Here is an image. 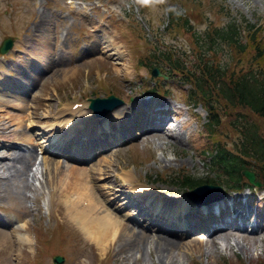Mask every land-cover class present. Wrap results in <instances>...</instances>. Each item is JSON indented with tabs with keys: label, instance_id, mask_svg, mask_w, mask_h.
Wrapping results in <instances>:
<instances>
[{
	"label": "rangeland",
	"instance_id": "obj_1",
	"mask_svg": "<svg viewBox=\"0 0 264 264\" xmlns=\"http://www.w3.org/2000/svg\"><path fill=\"white\" fill-rule=\"evenodd\" d=\"M98 1L102 7L94 9L95 0H75L72 5L75 11L69 12L64 0H0V40L1 35H18L12 54L5 58L0 56L1 68L6 67L9 58L13 61L17 59L19 49L30 50L29 47L23 48L24 44L31 46L34 53L40 52L44 45L52 46L47 62L48 71L39 76L44 75L30 96L11 92L8 95L0 91V106L5 109L0 111L5 116L0 118V136L7 138V133L13 129L15 134L9 140L13 139L15 144L31 155L24 161L28 162L27 165L16 163L11 167L15 156L20 151L21 154L24 152L0 143V154L8 158L2 159L7 162L3 161L2 165L0 160V206H3L0 210L3 220L0 224V264H54L52 258L57 254L63 256L61 264H260L264 261V224L258 233L230 229L232 235L227 239L229 245L226 248L221 237L214 245L205 244L200 239L206 240L209 233L216 231L188 235L189 238H180L178 247L170 251L166 258L159 260L154 241L156 231L137 228L128 220H123L132 231L141 230L143 238L132 241L126 233L116 232L106 248L99 250L94 243L85 239L81 228L67 215V206L76 193L66 184L69 180L63 172L69 165L76 164L61 158L55 160L49 154L42 157V152H36V144L41 142L40 135L38 129L34 127L33 131L30 124L51 123L58 114L64 117L66 104L77 99L85 101L90 96H104L110 91L122 97L125 103H131L143 94L146 87L155 85L163 99L184 101L188 85L178 78L162 79L157 76L154 80L150 79L149 71L144 66L139 67L140 59L149 60L153 46L163 50L171 47L190 66L198 51L194 44L195 34H201L208 27L223 26L228 22L229 15L240 13L251 23L256 22L257 18L261 19L257 22V26L262 27L258 37L264 44V0ZM77 5L81 9L84 7V12L77 9ZM170 8L177 20H172ZM79 13H83L85 18L79 17ZM123 13L130 18L129 22ZM185 18L191 27L184 25ZM96 28L114 39L115 49L102 44L97 32L93 31ZM113 50L120 51L112 54ZM235 51L236 48L219 42L214 54L208 55L219 64L226 62L233 69L239 65H256L251 46L242 54L241 60ZM22 56L24 58L25 53ZM150 60H155L154 55ZM141 81H144L143 84ZM165 91L168 93L164 96ZM212 97V105L221 114V125L217 126L214 138L234 148L239 134L230 126L233 113L229 107L219 108L224 105V100H219L215 95ZM147 98L154 99L155 96ZM25 102L30 105L28 112L19 114L14 110L20 116L14 118L10 115L7 105ZM122 106L126 107V104ZM236 110L237 107L234 112ZM46 114L49 117L43 118ZM183 114L180 119L184 121L181 123L183 125L173 131L177 143L164 132H151L143 138L115 145L105 152L101 158L104 160L102 172L96 169L97 163L102 160H91L84 164L88 177H91L93 194L99 206L104 204L99 209L111 210L120 218H126V214L131 213L130 209H124L126 201L122 199L123 196L115 194L120 193L118 182L126 183L125 179L130 178L120 180L118 177L126 170L135 171L128 182L138 188L140 186L141 191H161L169 197H178V193L183 192L180 179L175 178L180 173H192L198 178H215L214 181L224 182L223 178L210 172L206 165L208 158L200 155L203 148L210 149V140L203 128L208 112L202 102L196 107H189ZM89 116H93L90 111ZM80 117L85 118L82 113H79ZM251 117L264 133L262 120L257 116ZM25 141H30L31 148H26ZM248 159L245 165L260 174L259 164ZM37 165L41 166L38 172L35 171ZM10 218L23 220L27 224L24 231L30 235L29 242L23 243L17 238L12 231ZM187 241H191V245Z\"/></svg>",
	"mask_w": 264,
	"mask_h": 264
},
{
	"label": "trees",
	"instance_id": "obj_2",
	"mask_svg": "<svg viewBox=\"0 0 264 264\" xmlns=\"http://www.w3.org/2000/svg\"><path fill=\"white\" fill-rule=\"evenodd\" d=\"M229 16L225 25L212 28L206 32L207 34H195L194 44L197 45L198 51L192 65H186L180 54H173L167 49L160 50L157 57L166 63L169 75L180 72V79L190 84L188 88L190 100L203 101L209 111L205 122L208 133L212 134L221 123V117L219 118L221 114L212 105L213 95L221 101L224 100V105L219 108L229 107L232 111L230 126L239 134V139L235 141V149L229 150L219 142H212L213 147L206 153L211 159V166L218 169V175L226 177L227 187L236 188L247 184L245 178L241 176V170L247 168L245 165L247 157L254 158L261 165V182L264 185V134L260 125L251 119V116L257 115L264 126V44L258 37L262 27L257 26L261 19L257 18L256 22L251 23L242 13ZM184 23L187 24V19ZM219 42L236 48L235 53L240 55L239 60L251 46L256 65L246 67L239 65L233 69L226 62L217 63L208 53L214 54ZM236 107L238 110L234 112ZM181 181L183 185L192 187L200 180L186 174L181 177ZM260 264H264V261Z\"/></svg>",
	"mask_w": 264,
	"mask_h": 264
},
{
	"label": "bare ground",
	"instance_id": "obj_3",
	"mask_svg": "<svg viewBox=\"0 0 264 264\" xmlns=\"http://www.w3.org/2000/svg\"><path fill=\"white\" fill-rule=\"evenodd\" d=\"M103 36V43L107 42L109 40V38H106L104 40ZM50 42V41H49ZM112 45V46H110ZM116 44L109 42L108 44H105V46H109L108 48L110 49H115ZM44 49H42L40 52H37V54L42 58H44V61H47L48 55H50L52 53V46H47L44 45ZM104 46V45H103ZM120 51V50H119ZM118 51V52H119ZM116 50L112 51V54L118 53ZM7 93V92H5ZM8 94V93H7ZM11 94V93H10ZM8 94V95H10ZM15 106H21V104H14ZM86 104L82 103L81 106L77 107L76 111H71L67 113V118H62L60 120H56V122L51 123L50 124V132L53 130L52 133V139H55L57 136L58 131L60 130V127L58 126H62V124H71L73 125V121L76 120L79 115V113H82L83 116H88L89 115V108L87 106H85ZM1 107V106H0ZM5 109H3L2 107L0 108V111H4ZM121 111V107L120 108H116V109H112V111L109 113H117L119 114V112ZM10 115H13L14 118L20 116L17 113H13L11 112ZM18 115V116H17ZM119 116V115H118ZM0 118H5V116H2L0 114ZM65 120V122L63 123V120ZM32 124H30L31 126ZM70 131L74 130L73 128L67 127ZM64 128V129H67ZM107 130V129H106ZM108 131V130H107ZM15 134V131L12 129L11 133H7V138L9 139V137L11 138V135ZM106 138L108 139H112V138H120V134H115L113 131L109 133V135H104ZM170 138H172L174 140V142H178L177 138L172 137L171 135H168ZM102 137V138H105ZM1 140L5 141L8 140L6 139L5 135L0 137ZM71 139H67L66 140V147L67 148L70 143ZM27 142L29 145L31 144L30 141H25ZM15 143V142H14ZM89 146H92V144H90ZM14 147V144L10 145L9 148ZM85 147V146H84ZM87 147V146H86ZM83 148V147H82ZM59 150H62L59 147ZM87 150L89 152H93V150H91V148H87ZM21 152V151H20ZM18 153L17 156H15V161L13 164H11L10 166L13 167L14 165L18 164H24L27 165L28 162H24L27 159H29L31 157V155L27 152L24 153ZM28 157V158H27ZM3 159V158H2ZM0 159V160H2ZM4 159H8V158H4ZM44 161L46 160V158H43ZM42 159V161H43ZM102 160V159H100ZM4 161V163H7L5 160L1 161V165L2 162ZM99 161V160H98ZM104 160L98 162V167L96 168L97 171L102 172V163ZM77 165V163H75ZM31 166V164H29ZM71 164V166H68V169L65 170V175L67 180H69L66 184L71 186L72 188L75 189V193L73 194L75 196L74 199H70V203L67 206V215L69 218H72L74 220V222L77 224V226L79 228H81V231H83L84 235L86 236L85 239H87L89 241V243H94V245H96L98 247V249L102 250L104 248H106L107 244L113 239V237L116 235L117 233H121L124 232L126 233L127 237H129L132 241H139V239L141 240L142 237V231L138 230V231H132L131 229H129L128 226L125 225V223L123 222L124 218H120V216L113 214L111 212V210H105L102 209L103 207H101L99 209L100 206H103L104 204H100L99 206V201L97 200V198L95 197V195L93 194L94 189L92 186L91 182V177H88V172H87V168L86 166L82 165V164H78L77 166ZM29 166V168H30ZM9 166H7L8 168ZM41 167V166H40ZM39 171V168H37V172ZM87 177V178H86ZM164 198V197H162ZM68 201V200H67ZM165 201H167L166 203H171V199H165ZM156 202V201H154ZM175 202H180L182 203L181 205L184 206L186 204L185 201H181V200H177ZM184 209H187L186 206H184V208L181 210L184 211ZM176 209L172 211L167 209V213L169 214V216H175L176 215ZM16 221H18V219L12 220V224L16 223ZM184 220L182 219V222ZM11 224V225H12ZM21 225V228L18 229L17 227ZM26 223H22L17 225L16 228H13V232L17 235V238L23 242H29L30 241V235L29 233H26L24 231L25 227H26ZM13 227V225H12ZM219 229V230H218ZM216 229V233L212 232L208 234V237H206V240H203V238H200L202 241L205 242V244L209 243V244H216L217 243V239L219 237H221V239L223 240L224 244L227 245L225 246L228 247V243H227V239L229 237H231L232 233L230 232V229L233 230V228H226L224 226L220 227ZM257 232V231H256ZM156 238H155V249H156V253H158V258L159 260H161L162 258H166L167 254L172 251L174 248H177L179 243H180V238L186 237V235L184 234V232H180L177 228L173 229L170 232H156ZM258 233V232H257ZM190 236H188L187 238H189ZM179 238V239H177ZM191 239H193V237H191ZM189 240V239H188ZM192 241V240H191ZM191 241H187V243L189 245H191Z\"/></svg>",
	"mask_w": 264,
	"mask_h": 264
},
{
	"label": "water",
	"instance_id": "obj_4",
	"mask_svg": "<svg viewBox=\"0 0 264 264\" xmlns=\"http://www.w3.org/2000/svg\"><path fill=\"white\" fill-rule=\"evenodd\" d=\"M4 48H5V47H2V49H4ZM153 69H154V70L152 71V74H153V75H158V74H159L158 70L155 69V68H153ZM94 102H96V105H97V108H98L99 111H100V110H104V111H105V110L110 109L111 106H113L115 103H117V102H118V99L115 98L113 95H110V97H108V98H98V99H96V100H92L91 105H92L94 108H96L95 105H94ZM243 174H244L245 177L248 178L249 182H251V183H255V184H259V183H257V182L255 181V176H254V173H253V172L248 171V170H247V171L244 170V171H243ZM54 260H55V261H61V258L55 256V257H54Z\"/></svg>",
	"mask_w": 264,
	"mask_h": 264
}]
</instances>
